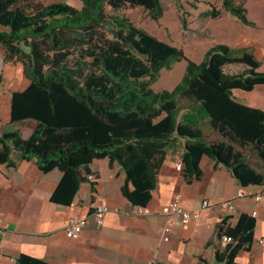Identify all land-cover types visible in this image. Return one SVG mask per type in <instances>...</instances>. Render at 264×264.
<instances>
[{
    "label": "trees",
    "instance_id": "obj_1",
    "mask_svg": "<svg viewBox=\"0 0 264 264\" xmlns=\"http://www.w3.org/2000/svg\"><path fill=\"white\" fill-rule=\"evenodd\" d=\"M81 1L78 10L43 0H0V46L8 61L21 56L30 81L12 95L11 122H37L27 139L19 132L2 136L0 165L17 151L23 159L36 158L43 173L59 169L63 177L52 201L70 205L80 185L89 181L93 161L109 159L125 172L123 196L134 207L145 208L167 148L180 138L188 184L202 178L200 161L208 156L241 186H263L264 111L233 96L235 90L252 92L264 85L261 63L247 49L223 44L194 62L182 49L119 14L142 8L158 22L164 13L161 0ZM223 8L254 27L244 6L223 0ZM220 15L216 10L205 13L213 19ZM181 61L185 74L172 91L157 93L145 82ZM235 65L243 70L226 71ZM255 225L248 214L234 225L230 216L224 217L215 232L217 263L236 264L239 253L254 242ZM224 237L231 242L222 249ZM197 262L206 264L200 258ZM17 264L48 263L21 256Z\"/></svg>",
    "mask_w": 264,
    "mask_h": 264
},
{
    "label": "crops",
    "instance_id": "obj_2",
    "mask_svg": "<svg viewBox=\"0 0 264 264\" xmlns=\"http://www.w3.org/2000/svg\"><path fill=\"white\" fill-rule=\"evenodd\" d=\"M62 2L78 10L83 6L81 0L44 4ZM223 45L247 49L263 65L264 45L260 42L238 39ZM20 50L29 53L24 46ZM20 57L8 61L0 46V140L14 132L27 139L37 128L33 120L11 122L12 95L30 84ZM233 96L264 111V85L252 92L235 90ZM181 144L184 146V140L180 138L169 144L157 188L145 208L134 207L123 196L125 172L109 159L93 161L90 171L95 180L82 183L70 205L54 203L52 196L63 173L59 169L43 173L36 158L26 160L13 151L10 161L0 165V264H17L21 256L48 264H198L199 258L206 264H219L215 255L217 224L230 216L234 225L241 214L252 216L256 225L253 244L239 253L236 264H264V185L241 186L231 171L208 156L200 161L202 178L188 184L176 170L184 153ZM2 147L0 143V150ZM176 195L181 196L185 209L199 211L200 216L187 225L173 218L171 240L164 242L167 219L160 212ZM258 195H263L262 200L256 201ZM203 202L208 208L202 209ZM225 202L233 204V212L221 208ZM98 205L109 209L103 227L97 229L91 222L78 239L67 238L68 220L90 217Z\"/></svg>",
    "mask_w": 264,
    "mask_h": 264
},
{
    "label": "rangeland",
    "instance_id": "obj_3",
    "mask_svg": "<svg viewBox=\"0 0 264 264\" xmlns=\"http://www.w3.org/2000/svg\"><path fill=\"white\" fill-rule=\"evenodd\" d=\"M161 1L164 13L158 22L153 21L142 8L121 10L119 14L159 40L182 49L189 59L197 63L203 61L206 52L216 44L251 39L264 45V0H234L235 5L246 8V16L254 23V27L244 25L227 13L223 8V0ZM49 2L43 0L45 4ZM212 10L219 11L221 15L217 19L206 17L205 13ZM71 61L74 62L75 58ZM226 71L240 72L242 67H228ZM258 71L264 73V61ZM184 74L185 62H173L171 69H163L145 82L154 92L172 91ZM181 147L184 148L183 144Z\"/></svg>",
    "mask_w": 264,
    "mask_h": 264
},
{
    "label": "built area",
    "instance_id": "obj_4",
    "mask_svg": "<svg viewBox=\"0 0 264 264\" xmlns=\"http://www.w3.org/2000/svg\"><path fill=\"white\" fill-rule=\"evenodd\" d=\"M183 163L182 161L179 162L176 165V170L178 172H182L183 170ZM88 180H95V176L93 174L88 176ZM242 196V194H240ZM263 195L256 196V201L262 200ZM140 208V207H138ZM208 208V203L203 202L202 209ZM221 208L231 213L234 211V206L231 202H225L221 204ZM109 209L105 205H98L95 207L92 215L90 217L85 218H78V217H71L68 220L67 226H66V236L69 239H78L82 232L91 224L94 225L95 228L100 229L104 225L105 216ZM162 215H164L167 219L166 225L163 229V241L164 242H170L171 240V232H172V226H173V218H177V220L182 225H187L191 221L198 220L200 213L199 211H193V210H187L182 206V199L180 195H176L170 204L164 206L160 212ZM256 213H254L255 215ZM231 242L230 237H224L221 241V248L223 249L226 244ZM145 264H152V262H147Z\"/></svg>",
    "mask_w": 264,
    "mask_h": 264
}]
</instances>
